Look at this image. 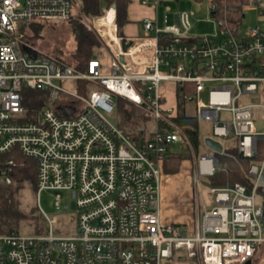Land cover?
<instances>
[{
    "label": "built area",
    "instance_id": "1",
    "mask_svg": "<svg viewBox=\"0 0 264 264\" xmlns=\"http://www.w3.org/2000/svg\"><path fill=\"white\" fill-rule=\"evenodd\" d=\"M78 2L0 0V264H244L253 259L264 245L259 192L264 190V30L254 26L241 32L242 20L222 18L215 33L194 35V12L184 10L177 13L178 23H169L167 14L164 25L157 15L147 16L142 35L125 38L118 34L114 7L90 17ZM152 2L159 7L163 0ZM250 3L264 13V0ZM109 14L111 24L98 22ZM73 19L98 34L109 71L99 53L83 71L28 37L32 24ZM80 79L91 82L87 93L75 86ZM169 82L185 88L183 98L195 107L199 126L212 124L203 136L206 147L211 148L207 138L224 148V139L236 137L243 156L261 155L249 168L250 186L210 184L207 202L202 198L205 177L224 166L213 154H200L186 125L178 122ZM32 91L46 95L36 120L30 116ZM255 97L259 100L249 101ZM119 98L152 121L150 138L139 142L109 119ZM176 143L195 162L190 228L161 216L162 162ZM18 156L36 162L38 197L44 190L67 192L54 195L57 214L40 207L50 233L3 229L2 198L14 182ZM59 214H68L77 231L54 235Z\"/></svg>",
    "mask_w": 264,
    "mask_h": 264
},
{
    "label": "trees",
    "instance_id": "2",
    "mask_svg": "<svg viewBox=\"0 0 264 264\" xmlns=\"http://www.w3.org/2000/svg\"><path fill=\"white\" fill-rule=\"evenodd\" d=\"M84 12L90 16H103L107 8L114 7L116 12V21L118 24V32L122 34V27L128 22V4L129 0H80ZM201 2L203 0H196ZM211 14L215 20L227 18L239 23L244 18V9L250 3V0H210ZM72 32L77 41L76 48L72 54L71 62L77 69L87 71L89 61L96 55V48L101 45V39L98 34L86 27L78 20L71 22ZM45 23H35L31 25L35 34L32 37H39L40 30ZM75 86L80 92L87 93L92 84L86 79H80ZM185 92L184 87H178V115L177 120L183 125L192 139L197 150H201L203 137L200 133L199 123L195 119V115L188 114L187 102L183 98ZM46 95L41 92L32 91L29 95L31 118L37 119L39 108L45 102ZM118 110L124 115V120L120 121L127 133L131 134L134 139L139 142H144L146 138H150L151 134L147 127H142V120L148 119L145 115H135L138 108L129 101L119 98ZM224 143L222 151L212 150V154L224 166V169L218 171L215 175L205 177V180L211 185L221 186L227 183L240 182L251 185L249 176V168L251 164L261 155L255 157H245L238 150L237 138L232 137ZM187 153L168 154L162 162V170L166 173H176L179 170L180 162L183 158H188ZM18 166L14 171V182L6 188L2 198L1 216L3 229L5 231L21 232L25 230L24 226H29L28 231L31 234H39L44 232L43 227L39 226L38 217L34 214V208L28 212L24 208L25 192L29 190L31 194L37 193V178H36V162L25 156H18ZM22 162V164H21ZM259 192L264 196V190L259 188Z\"/></svg>",
    "mask_w": 264,
    "mask_h": 264
},
{
    "label": "rangeland",
    "instance_id": "3",
    "mask_svg": "<svg viewBox=\"0 0 264 264\" xmlns=\"http://www.w3.org/2000/svg\"><path fill=\"white\" fill-rule=\"evenodd\" d=\"M79 5L82 6V2L78 0ZM171 7V11L167 13L166 8ZM193 11L194 15L191 17V30L190 33L194 35H204V34H213L217 30V22L215 18L212 17L211 14V2L210 0H203L201 2H198L196 0H164L163 3L159 7L158 11V17L159 22L161 25H164V18L165 15H168V21L169 23H172L174 21V12L175 11ZM245 17L242 19V23L240 25V31L245 32L247 28L254 27V26H260L264 30V13L260 14L258 8L255 7L254 4H249L244 9ZM76 19H73L71 22H73ZM68 21H60V20H51L48 24L43 25V27L40 30V36L39 37H32L35 34L34 29H31L28 31V37L29 39L34 42L41 50L46 52H51L54 54H58L60 57H67L69 61H72V54L76 48L77 41L75 39V36L72 32V24ZM103 45V42L101 41V47ZM98 47V48H99ZM100 49V48H99ZM97 51V49H96ZM102 62L105 61V63L109 64V55L105 53L103 50L98 52ZM67 86L71 89H73L74 84L72 81L67 83ZM81 94H84L83 92H80ZM205 99H207V93L204 94ZM257 101L258 98H253L249 101ZM135 115H142V112L138 109L135 110ZM258 111V110H257ZM195 112V107L193 104L187 105V113L193 114ZM256 112V110H255ZM257 114V113H256ZM223 115H227V113L223 112ZM109 119L115 123L116 125L124 128L120 125V121L124 120V115L121 113V111L118 110L116 107L115 110L108 115ZM261 119L256 120V126L261 127L260 123ZM142 127H147L148 129L151 128L152 121L148 119L142 120ZM200 133L202 137L207 133H211L212 124L210 122H201L200 123ZM125 129V128H124ZM223 142L226 144L228 142L227 139H224ZM204 144V140H203ZM173 152L174 153H181L180 151V144L176 143L173 145ZM210 153L212 154V148H208L205 146V144L202 146L200 150L201 153ZM189 154L188 158H183L180 162V167L178 172L176 173H168L162 172V179L163 176H167L168 178H171L170 183L168 184L167 189V195H166V206L168 211L173 215L172 220L169 221V223H179L183 225L184 227H192L195 222V192H194V185H193V179H194V171H195V162L194 157ZM189 159L190 160V179L192 183V197H189V193L187 190V165L183 169L182 161ZM182 170V171H181ZM184 170V171H183ZM178 173V174H177ZM177 174V175H175ZM165 176V177H166ZM210 183L206 180L200 185V192L202 194V198L207 202L208 200V189H209ZM61 193L63 196L67 195L66 191H56V190H44L40 193L39 197L37 193L31 194L29 190L25 192L24 199V208L31 212L34 208V214L39 218L38 223L41 228L43 227V230L46 228V232L44 233H50L51 228L47 221L44 220L43 216L41 215V208L48 213L49 215L57 214L56 207L54 204V195L56 193ZM263 200L261 196L258 197V201ZM69 203L71 209H75V205L73 201H66ZM194 206V207H193ZM41 207V208H40ZM177 214H181L186 220H175ZM25 230L21 231V233L25 234H31V232L28 231L29 226H24ZM77 231V227L75 222L71 221L69 218V215L66 214H59V219L57 222L53 224L52 227V233L54 235H70Z\"/></svg>",
    "mask_w": 264,
    "mask_h": 264
},
{
    "label": "crops",
    "instance_id": "4",
    "mask_svg": "<svg viewBox=\"0 0 264 264\" xmlns=\"http://www.w3.org/2000/svg\"><path fill=\"white\" fill-rule=\"evenodd\" d=\"M159 7H156L153 4L152 0H150L149 2H145V0H129L128 22H126L124 24V26L122 27V34L120 35L119 32H118V34L120 36L125 37V38H132L135 36L142 35L143 30H142L141 21L143 20V18H145L147 16L148 17H155L157 15V17H158ZM170 9H171V7H170ZM178 12L179 11L174 12L175 16H174V21L172 23H176V19H178V15H177ZM110 14H109L108 18L100 19L98 22L99 23L106 22V24H108V23L111 24L112 22H111V15ZM158 20H159V17H158ZM99 48L98 47L96 48L97 49L96 54H97L98 50L102 51V48L101 47H99ZM104 63H105V61H104ZM105 65H106L105 71H109L108 63L107 64L105 63ZM68 82H70V81H68ZM166 89H167V93H168V97H169V103L173 104V103L178 102L177 89H176L175 84L173 82H169L166 85ZM186 165L188 166L187 167V175H186V178H187L186 183L188 184L187 190H188V193L190 194L189 197H192V183H191L190 172H189L190 171V160L189 159L183 160L181 167L184 169ZM178 173H180V172H178ZM166 174H168V173H166ZM177 174H175V175H177ZM165 176H163L162 186H161V216H162V219L164 222H169L170 220H172L173 215L168 211L165 200H166V195H167L168 184L170 183L171 178H168L167 176L166 177ZM175 220L180 221V220H186V219L181 214H177ZM252 264H264V245L261 248L257 249L255 256L252 259Z\"/></svg>",
    "mask_w": 264,
    "mask_h": 264
},
{
    "label": "water",
    "instance_id": "5",
    "mask_svg": "<svg viewBox=\"0 0 264 264\" xmlns=\"http://www.w3.org/2000/svg\"><path fill=\"white\" fill-rule=\"evenodd\" d=\"M243 16H245V14ZM178 22H179L178 19H176V23H178ZM123 44H124V48H127L128 44L126 43L125 39L123 40ZM59 109L63 113H69L63 108H59ZM206 144L216 151L220 152L223 150V145L221 144V142L218 140H215L213 138H207ZM262 182L264 183V173L262 176ZM263 223H264V216H263ZM244 264H252V259L247 260Z\"/></svg>",
    "mask_w": 264,
    "mask_h": 264
}]
</instances>
